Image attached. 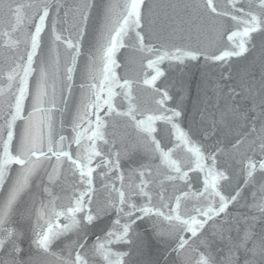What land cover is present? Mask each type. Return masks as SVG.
<instances>
[{
    "label": "snow or ice",
    "instance_id": "obj_1",
    "mask_svg": "<svg viewBox=\"0 0 264 264\" xmlns=\"http://www.w3.org/2000/svg\"><path fill=\"white\" fill-rule=\"evenodd\" d=\"M94 7V0H82L75 9L62 7L61 0H9L11 22L0 26V48L11 52L8 71H0V264H34V257L25 260L22 255L24 233L15 227L18 215L32 222L30 247L36 255L53 257L57 264H134L140 239L136 227L144 221L164 241L163 264H241L240 254L243 264H264V227L256 229L257 222L264 224V183L251 193L253 203L246 205L258 215H245L241 221L229 212V206L243 198L244 187L254 185L255 174L264 177V42L258 73L243 69L234 78L229 71L220 81L232 83L214 84L212 110L206 104L201 111V123L208 125L203 138L217 133L222 137L211 145L193 139L181 126L182 98L171 107L168 88L157 86L165 75L160 67L165 61L202 58L223 67L254 50L253 35L264 36V0H225L223 7L219 0L185 3L184 15L209 38L206 48L169 46L159 37L154 43L146 31L153 23L151 0H105L94 43L85 54ZM177 31L173 26L170 36L175 38ZM225 37L226 46L217 47ZM21 46L23 54L17 56ZM61 47L67 53L63 59ZM121 49L142 57L152 71H145L142 79L130 78V58L124 65L126 74L118 76L116 69L122 65L116 56ZM81 55L87 59L84 83L69 138L58 134L54 110L62 111L57 107L58 92L59 103H68ZM139 87L152 93V110L146 111L134 95ZM117 96L121 104L127 102L126 108L114 103ZM26 100L31 101L30 110ZM117 118L126 121L134 138L109 132ZM157 122L167 129L171 147L157 138ZM136 150L148 163L129 168L126 184L121 161ZM229 161L240 165L244 180L226 195L221 182L231 181ZM65 165L74 183L62 204L55 188L64 178ZM154 167L163 170V179L151 178ZM98 169L104 181L100 189L94 184ZM189 173L197 178L203 174L202 188L193 189ZM36 180L39 196L20 213V202ZM165 181L179 194L168 195ZM99 193L104 194L102 203L97 202ZM113 214L108 230L92 238L88 228ZM209 230L213 240L226 242L225 255L213 256L212 240L205 236ZM69 234L75 239L61 253L53 251V245ZM120 245L126 250H117Z\"/></svg>",
    "mask_w": 264,
    "mask_h": 264
},
{
    "label": "water",
    "instance_id": "obj_2",
    "mask_svg": "<svg viewBox=\"0 0 264 264\" xmlns=\"http://www.w3.org/2000/svg\"><path fill=\"white\" fill-rule=\"evenodd\" d=\"M197 0H151L153 5V14L149 17L153 23L146 28L147 32L151 33V39L153 42H157L159 37L160 43L167 42L169 46L176 44L177 46H197L199 45L202 48H206L209 43V38L206 33L199 34L196 28L193 25V22L189 17L185 16L182 12L183 5L185 3L195 4ZM105 0H94L95 7L92 10V14L88 23L87 37L84 42V53L86 54L88 50L92 47L94 43L97 29L100 25V16L101 11ZM220 5L223 7L225 5V0H219ZM62 7L66 9H75L78 4H82V0H61ZM172 5L175 7H169ZM9 0H2L0 2V26L6 28L11 22V18L8 13ZM171 17V19H169ZM70 22H72V14L69 17ZM174 22V25H173ZM175 26L178 31L176 37L173 38L170 36L171 28ZM67 27V25H66ZM183 28L184 31L180 32L179 29ZM191 29V31H189ZM183 36L184 39L181 40L179 37ZM167 38V40H165ZM45 45L47 44L48 37L45 34L43 36ZM264 42V36L260 34L253 35V45L255 49L247 53L244 57L233 58L229 65L221 67L217 63L205 62L202 58L197 61H185L184 63L172 62L171 64L168 61L163 62L160 67L164 71L165 75L157 81L158 87H167L170 95H172L173 100L170 102L171 107H175L177 103L181 102V106L184 110V115L181 119V126L190 131L193 135V139L200 141L202 144L211 145L216 139H221V134L217 133L216 136L204 139L203 133L206 128H208L207 123H201V111L204 110L205 105L207 104L208 110H212V104L215 103L213 99L212 88L217 81H220L221 75L223 73L231 72L235 78L237 73L243 69L248 71H255L258 73L259 65L261 62V43ZM226 46V37L223 41L217 45V47ZM24 51L23 46H21L17 56L22 55ZM61 58H65L67 53L61 47L60 49ZM10 57L11 52L7 48H0V71L7 72L10 66ZM131 58L132 60V71L128 72L129 77H135L137 79L143 78V73L145 71L151 72V69L146 68V60H144L139 55L132 56L127 49H121L117 53L116 59L119 64L122 66L116 69L118 76H124L127 69L124 65ZM87 62L86 55H81L77 61L78 70L73 77V91L71 96L68 97L67 105L59 103V92L57 93V107L62 109V111L54 110V119L56 122V130L59 135H64L71 138L74 133L71 131L72 122L76 115L77 108L80 104L81 99V89L80 84L84 83L83 78V69ZM144 65L142 67L141 65ZM221 83H232L233 81H220ZM34 84V81L30 79V85ZM119 92V89H116ZM67 96V92H65ZM134 95L138 98L139 102L142 104L143 108L146 111L152 110L155 105L152 102V93L145 90L143 87L136 88ZM122 97L117 96L114 98V103L118 107L126 108L127 102L123 101L121 104ZM6 107V105H5ZM25 107L27 110L31 109V101H25ZM199 109V110H198ZM26 114V113H25ZM115 125L114 128H109V132L115 131L117 137H128L134 138L135 133L132 131L131 127L127 125L126 121L123 119L117 118L112 121ZM19 124V122H18ZM157 138L162 140V146L171 147L170 138L168 136L167 129H163V126L160 122H157ZM76 145L73 144L70 151L73 155L76 152ZM183 159L187 160V157L184 156ZM96 161L93 162L95 165ZM142 163H148V160L145 158L142 151L136 150L133 151L129 158L121 161V166L125 171V183H128L127 171L131 167H138ZM156 164L159 161H155ZM16 166H13V174L15 172ZM102 169H98L97 173H94V184L97 189L101 188L102 183H104L103 178H101L98 173ZM228 170L231 176L230 183L221 182L224 187L223 191L227 195L232 193L237 185L243 186L244 177L241 174V167L238 163H233L232 161L228 162ZM162 169L153 168V180L163 179ZM202 175L199 174L197 178L196 173H189L190 178L192 179L193 189L202 188ZM39 181L36 180L33 182V187L29 193H27L21 200L19 205V212L23 213L25 209L29 208L32 203L33 197L39 196V190L36 188V183ZM74 181L71 179V173L65 165L64 168V178L61 180L60 185L55 188L57 194L61 197L60 203H67V195L71 190V184ZM264 183V177L259 173L255 174V182L253 186L244 187L242 192V199L239 200V203L229 206V212L233 217H241V221L245 215L253 216L258 215L252 212L246 205L253 203L251 198V193L256 191L260 184ZM164 187L167 189V194L174 196L179 194L171 185V183L165 181ZM65 189V190H62ZM103 193L98 194L97 202H103ZM190 207V205H189ZM115 218L114 214L108 217H105L92 226L88 228V232L92 235V238L96 235H102L108 228L111 226V221ZM31 224L32 222L28 219L17 216L15 227L21 230L24 233L21 247L23 249V258L27 260L30 256L34 257V264H57L55 258L50 256H37L34 250L30 247V237H31ZM264 227V224L257 222L256 229ZM136 231L140 234V239L137 240L138 249L134 251V264H163L164 261V252L165 244L164 241L158 239L153 234V229L149 221L138 222ZM209 232L205 233V236L212 240L211 252L213 256H223L227 253V244L225 241H221L219 237L212 239ZM242 234V233H241ZM235 239L236 233L231 234ZM75 239L74 234H69L67 239H61L53 245V251L61 253V250L65 248V245L70 241ZM92 242V239H89V243ZM194 247L196 245H193ZM117 250H126L125 246H117ZM222 250V251H221ZM235 251V250H233ZM66 254V253H65ZM241 256V264H243V255Z\"/></svg>",
    "mask_w": 264,
    "mask_h": 264
}]
</instances>
